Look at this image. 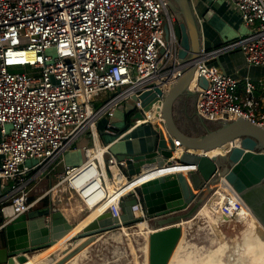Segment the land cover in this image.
Instances as JSON below:
<instances>
[{
  "label": "built area",
  "instance_id": "built-area-1",
  "mask_svg": "<svg viewBox=\"0 0 264 264\" xmlns=\"http://www.w3.org/2000/svg\"><path fill=\"white\" fill-rule=\"evenodd\" d=\"M230 1L247 31L212 49L202 46L195 78L203 76L207 84L191 85L204 89L198 91L196 110L211 119L234 113L264 127V97L261 108L255 97L257 86L264 90V76L246 77L240 97L238 79L213 62L237 48L247 63L264 65V0ZM171 16L167 0H0V226L34 205L38 198L29 197L30 181L44 171L55 174L49 190L61 188L67 200L77 198L80 212L102 207L97 213L108 209L112 216H119L125 195L138 197V185L169 173L139 180L141 173L163 165L130 174L126 154L111 151L112 142L131 126L149 121L148 112L156 109L158 123L150 122L162 125L160 99L112 140L103 141L100 129L111 131L108 119L122 104L132 101L141 108L133 95L154 86L163 91L180 74L185 63L174 56L178 41ZM19 66L23 69L11 70ZM82 135L88 138L83 160L56 171ZM132 210L143 215L140 202ZM242 210L241 197L221 176L191 220H233Z\"/></svg>",
  "mask_w": 264,
  "mask_h": 264
},
{
  "label": "water",
  "instance_id": "water-1",
  "mask_svg": "<svg viewBox=\"0 0 264 264\" xmlns=\"http://www.w3.org/2000/svg\"><path fill=\"white\" fill-rule=\"evenodd\" d=\"M167 4L178 41L174 56L185 65L165 90L154 86L132 96V100H139L141 105L133 119L143 118L144 111L160 99L163 122L162 125L153 124L150 148L126 154V169L134 174L140 170L139 166L147 163L160 166L177 161L183 164L184 170L142 182L136 187L138 197H123L119 216H112L108 209L104 210L67 238L66 235L89 210L76 220H70L51 202L33 205L0 226L4 234L0 264L28 263L36 251L51 249L58 241L68 240L76 244L71 247L65 245L60 257H57L59 250L53 249L45 254L49 264H66L94 241L97 234L137 226L141 221H145L147 226L152 223L147 238L148 264H168L184 226H191L192 216L211 191V185L221 176L264 226V127L234 113L223 112L221 117L213 119L198 113L196 98L198 91L204 90L199 86L205 87L207 80L203 76L195 78V61L202 51L201 19L206 18V13L203 18L199 17L193 0H167ZM164 34L167 38L168 23L164 24ZM194 81L199 85L196 89L191 87ZM182 94H186L187 106V112L183 113L175 106ZM129 126L130 122H126L122 130ZM227 142H232V145L224 153L208 154V151ZM176 150H179L178 156H174ZM193 190H197V194ZM137 202H140L143 215H135L132 210V205ZM187 220L190 221L183 223Z\"/></svg>",
  "mask_w": 264,
  "mask_h": 264
},
{
  "label": "crops",
  "instance_id": "crops-1",
  "mask_svg": "<svg viewBox=\"0 0 264 264\" xmlns=\"http://www.w3.org/2000/svg\"><path fill=\"white\" fill-rule=\"evenodd\" d=\"M193 2L199 17L203 18L204 14L206 13V18L201 19V44L206 49H212L214 47L220 46L246 33L247 30L242 24L239 12L230 0H193ZM213 62L217 64L221 70L235 76L238 79L237 92L239 93L240 97H243L245 94L244 83L246 77L255 81L257 78L264 76V65L247 63L242 52L237 48L219 53L217 56H215ZM255 97L257 100V107L261 108L264 97V90L261 87L257 86L255 90ZM132 104V101L122 104L116 110L115 114L108 119L112 124L110 132L100 129V134L103 141L108 142L121 132L125 123L127 122L125 120L126 109L131 108ZM133 121L134 120L130 121V126L132 125ZM152 133L153 125L149 121L140 123L136 126H131L124 137L118 138L112 142L111 151L118 154H131L145 151L151 146V141H145V136L150 135L152 137ZM79 138H81L83 141L81 146L88 143V138L86 135H82ZM69 151L70 149L66 150L62 155V162L56 163V171H61L63 169V164L77 165L83 160V158H81L79 161L71 163L69 161L71 152ZM151 164L152 163L141 165L139 166V169ZM54 175L55 174L50 172L45 173L44 171L40 173L38 177L33 178L30 181L29 197L30 199L38 198L34 205H42L44 203L51 202L54 208L61 209L70 220H76L81 213L79 211V200L76 198L75 201H72V198L75 197L71 196L69 202V200L66 199L68 193L66 191H61V188L59 189L58 193L55 189L49 190V187L55 181ZM93 213L95 214V211H93ZM67 237L69 236H66V238ZM98 239L99 238L96 236L94 241L88 243L69 261L75 259L78 264H105L98 245ZM81 240L82 239H79L78 241ZM67 241L68 240L63 242V240H61L58 241L56 245L52 246L51 249L48 247L47 249L41 250L40 252L36 251L34 256L31 257L28 263L25 264H39L40 262L49 264L50 262L46 260V258L45 261H42L44 259V257L42 258V254H46L47 251L54 249L59 250L57 252V257H60L63 253V250L61 251V249L64 248L65 245L67 247H71L76 244L74 242L69 243Z\"/></svg>",
  "mask_w": 264,
  "mask_h": 264
},
{
  "label": "rangeland",
  "instance_id": "rangeland-1",
  "mask_svg": "<svg viewBox=\"0 0 264 264\" xmlns=\"http://www.w3.org/2000/svg\"><path fill=\"white\" fill-rule=\"evenodd\" d=\"M18 69H23V67L11 68V70ZM151 138L150 135L145 136V141H149ZM82 143V139L79 138L69 148V152H71L69 161L71 163H75L83 158ZM75 199L72 198V201H75ZM239 214L236 217L237 219L226 220L223 218L216 219L209 213L211 220L212 217L216 219L214 222L207 221L203 216H196L190 227L186 228L184 226L182 235L169 261L178 256L190 257L204 264H253V252L246 250L245 242L248 238V233H250L249 229L256 233V230H254L255 226L252 225L253 221L255 223L259 221L252 213H248L245 210H242ZM150 228H152L151 222H149L147 228L140 229L134 225L125 228V231L124 229H112L97 234L99 238L98 245L105 264H148L147 234ZM117 233L119 237H116ZM243 236L244 238H242ZM132 248H135V251Z\"/></svg>",
  "mask_w": 264,
  "mask_h": 264
},
{
  "label": "bare ground",
  "instance_id": "bare-ground-1",
  "mask_svg": "<svg viewBox=\"0 0 264 264\" xmlns=\"http://www.w3.org/2000/svg\"><path fill=\"white\" fill-rule=\"evenodd\" d=\"M157 116V110L155 109L154 112H148V120L151 121V122H156L158 123V119L156 118ZM232 145V142H227L225 144H223L222 146L220 147H217L213 150H210L208 151V154L211 155V154H216V153H224L226 150H228V148ZM179 150H176L174 151V156H177ZM165 167V168H163ZM167 167V168H166ZM180 170H184L183 168V164L180 163V162H173V163H169L167 165H163V166H160V167H151L148 169V171L144 172V173H141L139 177V180H142L144 178H147V177H151V176H154V175H158V174H161V173H164V172H175V171H180ZM126 187V186H125ZM125 189V188H124ZM125 192V191H124ZM193 192L195 194H197V190H193ZM69 195V194H68ZM70 202V200H69ZM69 206V205H68ZM65 208V207H64ZM72 208V207H71ZM102 208V207H101ZM101 208H98V209H91L89 212H92L95 211V214L93 213H89L84 217L82 218V220H80L72 229L71 231L66 235V236H71L72 234H75L78 230H80L85 224H87L96 214L97 212L101 209ZM245 209L248 213H251V209H249L246 205H245ZM136 213H139L138 209H136ZM242 214V213H241ZM240 215V214H239ZM243 216V214H242ZM237 219V218H236ZM242 220V219H241ZM244 221V220H243ZM248 223V222H247ZM258 223V225H257ZM255 223L253 221L252 225L255 226V229L256 230V233L255 232H252L250 229H249V232L248 233L249 235L247 236V240L245 242L246 244V250L248 251H252V258H253V264H264V226L260 223V222H257ZM138 228L142 229V228H147L148 226L146 225V222L145 221H141L137 224ZM211 228V227H210ZM249 228V227H248ZM124 231H125V228H123ZM122 229V230H123ZM212 229V228H211ZM247 229V228H246ZM119 231V230H118ZM128 231V230H127ZM126 231V232H127ZM247 231V230H246ZM247 234V232H245ZM244 233V234H245ZM245 234V236H246ZM146 235V234H145ZM148 236V234H147ZM116 237H119L118 233L116 235ZM130 238V237H129ZM244 238V236L242 237ZM148 242V241H147ZM131 243V242H130ZM195 244V243H194ZM243 244V243H242ZM133 245V244H132ZM134 246V245H133ZM132 246V247H133ZM196 246V245H195ZM211 247V246H210ZM147 248H148V245H147ZM202 248V247H201ZM228 248V247H226ZM243 248V247H242ZM133 250L135 248H132ZM192 249V248H191ZM244 249V248H243ZM135 251V250H134ZM240 251V250H239ZM238 251V252H239ZM242 251V250H241ZM228 252V251H227ZM182 253V252H181ZM182 255V254H181ZM200 255V254H199ZM228 255V254H227ZM226 255V256H227ZM245 255V254H244ZM45 253L42 254V258L44 257V259L42 261H45ZM237 257V256H235ZM242 257V256H241ZM76 258V257H75ZM249 258V257H247ZM251 258V259H252ZM78 259V258H77ZM249 263V262H248ZM18 264V263H16ZM67 264H78L77 261L74 259V260H71L69 261ZM168 264H204L203 262L199 261V260H196V259H193V258H190V257H175V258H172ZM224 264V263H223ZM227 264V263H226Z\"/></svg>",
  "mask_w": 264,
  "mask_h": 264
},
{
  "label": "trees",
  "instance_id": "trees-1",
  "mask_svg": "<svg viewBox=\"0 0 264 264\" xmlns=\"http://www.w3.org/2000/svg\"><path fill=\"white\" fill-rule=\"evenodd\" d=\"M138 112V109L134 106H132L131 108H127L126 109V113H125V120L127 122H130L134 119H132V117L134 115H136V113ZM83 213V212H81ZM3 221V215H2V212L0 211V223ZM4 244V234H3V231L1 230L0 231V245Z\"/></svg>",
  "mask_w": 264,
  "mask_h": 264
},
{
  "label": "flooded vegetation",
  "instance_id": "flooded-vegetation-1",
  "mask_svg": "<svg viewBox=\"0 0 264 264\" xmlns=\"http://www.w3.org/2000/svg\"><path fill=\"white\" fill-rule=\"evenodd\" d=\"M186 94H182L175 103L176 109L180 110L182 113L187 112V106H186ZM191 109V108H190ZM192 114L194 113L191 109ZM194 117V116H193Z\"/></svg>",
  "mask_w": 264,
  "mask_h": 264
}]
</instances>
